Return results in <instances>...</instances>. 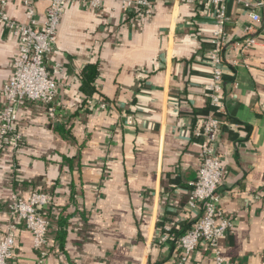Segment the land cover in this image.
Instances as JSON below:
<instances>
[{"label":"crops","instance_id":"crops-1","mask_svg":"<svg viewBox=\"0 0 264 264\" xmlns=\"http://www.w3.org/2000/svg\"><path fill=\"white\" fill-rule=\"evenodd\" d=\"M49 2L35 0L38 18ZM4 11L25 20L20 0ZM226 13L221 108H214L206 57L215 7L206 0H152L147 15L123 9L121 0L99 9L67 4L45 61L61 107L51 119L44 104L24 101L19 148L0 151V238L13 222L19 264H39V255L8 204L32 190L52 198L40 209L50 223L40 264H177L178 237L195 217L184 207L202 145L193 130L208 116L220 122L218 204L232 220L219 248L234 264H264V13L252 21L232 0ZM247 36L255 44L236 45ZM17 43L0 24V88ZM89 65L93 83L83 73ZM4 104L0 94V112ZM188 264L215 261L200 243Z\"/></svg>","mask_w":264,"mask_h":264},{"label":"built area","instance_id":"built-area-1","mask_svg":"<svg viewBox=\"0 0 264 264\" xmlns=\"http://www.w3.org/2000/svg\"><path fill=\"white\" fill-rule=\"evenodd\" d=\"M10 0H0V24L13 33L17 39L13 70L0 88L5 104L0 112V151L5 147L19 148L22 135L16 128L19 107L24 101L39 102L46 106L47 116L55 118L61 103L56 100L57 82L52 78L46 57L56 43V28L65 8L72 0H50L43 19L38 18L35 0H20L24 7L25 20L20 21L8 16L4 8ZM104 0H85L87 6L99 9ZM193 1V0H188ZM215 7V19L211 30V48L207 59L211 66L210 79L206 85L209 103L221 108L220 94L223 84L222 46L225 42V23L228 0H206ZM249 10L252 21L262 19L264 0H232ZM152 0H121L123 9H134L139 15H147ZM249 28H247V32ZM255 44L254 37H246L237 46L249 48ZM100 108L106 103L100 102ZM220 122L213 116L200 121L193 130L202 139L196 178L190 182V190L184 207L194 213L190 227L178 237L179 256L177 264H188L190 254L204 243L213 256L215 264H234L227 260L219 248V240L232 226V220L219 208L218 188L222 183V158L216 151ZM52 198L47 192L32 190L27 196L12 194L8 204L10 216L21 222L32 234V245L38 253V263L47 254V231L49 220L40 209L49 206ZM16 225L12 222L0 238V264H19L15 255ZM159 237V242L168 237L169 228Z\"/></svg>","mask_w":264,"mask_h":264},{"label":"trees","instance_id":"trees-1","mask_svg":"<svg viewBox=\"0 0 264 264\" xmlns=\"http://www.w3.org/2000/svg\"><path fill=\"white\" fill-rule=\"evenodd\" d=\"M83 73H84L85 80L89 83H93L97 77V70H96V67L93 65L87 66ZM63 234L64 233H61L60 240L63 239V236H64Z\"/></svg>","mask_w":264,"mask_h":264}]
</instances>
